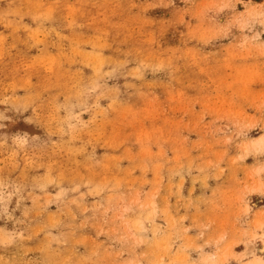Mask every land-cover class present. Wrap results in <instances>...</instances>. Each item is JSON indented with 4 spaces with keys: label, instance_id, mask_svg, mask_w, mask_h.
Instances as JSON below:
<instances>
[{
    "label": "rangeland",
    "instance_id": "obj_1",
    "mask_svg": "<svg viewBox=\"0 0 264 264\" xmlns=\"http://www.w3.org/2000/svg\"><path fill=\"white\" fill-rule=\"evenodd\" d=\"M264 0H0V264H264Z\"/></svg>",
    "mask_w": 264,
    "mask_h": 264
},
{
    "label": "bare ground",
    "instance_id": "obj_2",
    "mask_svg": "<svg viewBox=\"0 0 264 264\" xmlns=\"http://www.w3.org/2000/svg\"><path fill=\"white\" fill-rule=\"evenodd\" d=\"M263 142H264V135L261 136V137H259V138H257L256 141H255V144H263ZM252 263H253V262H252ZM252 263H251V264H252ZM255 264H262V262H261L260 259L256 258V259H255Z\"/></svg>",
    "mask_w": 264,
    "mask_h": 264
}]
</instances>
